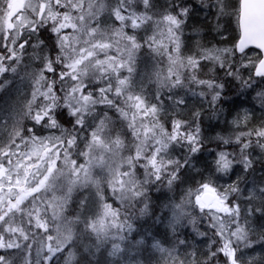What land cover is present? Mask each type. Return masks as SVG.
<instances>
[{"label": "snow or ice", "instance_id": "obj_1", "mask_svg": "<svg viewBox=\"0 0 264 264\" xmlns=\"http://www.w3.org/2000/svg\"><path fill=\"white\" fill-rule=\"evenodd\" d=\"M144 56L161 65L150 94ZM21 66L30 93L0 135V264H92L102 247L143 245L131 221L149 193L193 171L155 264H264V179L246 186L264 163V0H0V91ZM234 89L255 91L260 117L226 107Z\"/></svg>", "mask_w": 264, "mask_h": 264}, {"label": "trees", "instance_id": "obj_2", "mask_svg": "<svg viewBox=\"0 0 264 264\" xmlns=\"http://www.w3.org/2000/svg\"><path fill=\"white\" fill-rule=\"evenodd\" d=\"M161 2H163V0H161ZM234 2V0H233ZM234 26V25H233ZM50 35V34H49ZM154 67V70L151 71V76H154V73L156 70H158L161 65H159L156 60L144 56L141 57V61L138 65V75L136 77L137 79V83H143V81H148V74L145 73V69H149L150 67ZM143 73V74H142ZM148 83L150 84V86L153 87L154 83L151 81H148ZM145 86V84L143 85ZM255 96V91H252L251 89L248 90L247 93L243 94V95H237L235 89L233 90L232 94H230V98L228 100V104L226 105V107L228 105H232L233 107H235V109L237 110H242L244 108H247L251 111V109L253 107L256 108V117H260L261 116V111L259 110V106L256 103L255 100H253L252 98ZM193 103L195 102L196 98L190 97L189 98ZM6 110H3L2 112H0V135H3L4 132L6 130H10L12 124L19 119L17 113L20 109V107L16 104V103H6L5 104ZM235 114V113H234ZM27 123V122H26ZM3 126H6L3 127ZM216 133L213 132L212 135L214 136ZM222 135H227V133H221ZM216 141L210 143L208 145L209 148H215L216 145ZM229 151H231V149H228ZM217 151H219V149H217ZM253 155L255 157H260L261 153L259 151V149H256L255 152L253 153ZM207 158L208 162L211 163L213 156L209 155L207 152L204 153V156L201 157V159ZM195 164L196 168H199L201 170H203V164H201L198 161H194L193 162ZM261 164V162H257L254 165V168L256 169L254 175L252 176L253 180L255 179L257 182H259L261 179H264V170H258L259 169V165ZM192 176H195V180H188L187 183L178 186L175 191L173 192H169L166 188H161L159 191L153 189L149 195L151 197V206H152V212H150V215L144 218H140L139 220H135V222L133 220L131 221L133 223V232L131 234L130 239H134V240H138V239H143L145 241V244L143 245H139L138 246V250H141V248L145 249L144 252H141V254H139V260L142 261L144 264H149L150 261V253H148L149 251H151L153 248L151 247L152 243L154 240H159L162 242V240L160 238H158V236L156 235V227H154V225L152 223H150V221H146V220H151V217L154 216H164L167 218H171V213L170 214H166L162 209H157V207L161 204L162 202V197H167V199L171 200V201H176V202H180V200L187 194L188 190L191 189L193 191H195L196 188L199 187L198 181H200L201 177L195 174V171H193L191 173ZM208 173L205 172V176H207ZM234 179V177H233ZM231 181L225 177L221 180L216 181V185H222V184H226V183H230ZM249 188L252 187V184H250L248 186ZM95 191V189H94ZM72 206L69 207L70 211H72V215H76L77 213V205H78V201H73L72 202ZM119 205H117L118 207ZM81 219H83V216H81ZM83 227V225L81 226ZM148 232V234L146 233ZM189 235V237H191L192 233L191 230L189 233H187ZM171 240V239H170ZM163 243V242H162ZM197 246H199V238H197ZM104 251V252H102ZM111 251L110 246H105L102 247L100 249L99 252L96 253V255L94 257H92V264H135L138 260L137 258V254H134L133 252H135L134 248L132 247H128L126 248V250L122 253H118L115 256H110L108 253ZM103 253V254H102ZM160 255V254H159ZM106 257V259H105ZM110 258L107 259V258Z\"/></svg>", "mask_w": 264, "mask_h": 264}, {"label": "bare ground", "instance_id": "obj_3", "mask_svg": "<svg viewBox=\"0 0 264 264\" xmlns=\"http://www.w3.org/2000/svg\"><path fill=\"white\" fill-rule=\"evenodd\" d=\"M70 31V30H69ZM51 35L54 37V34H51V33H47V35ZM43 38V37H42ZM25 68L23 66H21V70H20V75L16 76L15 78H12V77H9V78H12L13 79V82L8 85L6 87L5 90L3 91H0V112H2L3 110H6V107H5V104L6 103H16L19 107H21L23 105V103L25 102V97L29 95L30 93V88H29V85H28V82L27 80H22L21 77L24 75V72H25ZM154 70V67H150L149 69H145V73L148 74V78L151 77V80L148 79V81H154L155 77L154 76H151V71ZM157 71V70H156ZM143 74V73H142ZM148 81H143V85L145 84V89H146V93L147 94H150L151 92H153L155 90V84L152 86H150V84L148 83ZM235 108V107H234ZM237 110V109H236ZM239 111V110H237ZM111 114V113H110ZM82 162V161H81ZM264 170V163H261L259 165V169L258 170ZM98 172V171H97ZM101 173V174H100ZM106 175L103 171L102 172H98V173H94V176H104ZM253 177L252 176H249L247 179L249 180V183L246 185L247 187L252 184L251 182L253 181L252 179ZM88 191H92L94 192V188H91L89 189ZM87 194V193H85ZM108 194H109V200L108 202L109 203H113V206L117 207L118 203L114 202V200L112 199L111 195H110V189L108 190ZM79 193L76 194V198H74L73 201H78V197H79ZM178 203L176 201H171L169 199H167V197H162V202L161 204L157 207V209H162L166 214H170L171 211H170V208L168 207L169 204L171 203ZM73 204H71L72 206ZM70 206V207H71ZM70 211V208L68 209V211L65 213L67 216H69V218H73L75 215L73 214L72 215V211ZM198 211V209H197ZM152 212V206H151V211ZM87 214H91L90 212L87 213ZM150 215V213H149ZM149 215H146L144 217H147ZM144 217H140V218H144ZM140 218H134V222L135 220H139ZM147 222L150 221V223H152L154 225V227H156L155 229V233L156 235L158 236V238H160L162 240V242H164L165 238L167 237L169 240L172 239V234H171V229L169 227V224H170V221H171V218H167V217H164L163 215L162 216H154V217H151V220H146ZM82 224L78 223L75 225V227L77 229H80L82 228L81 227ZM190 228L188 229H180V231H183V232H186V233H189L190 232ZM148 234V232H146ZM140 240V239H138ZM200 247H202L201 245H199ZM35 247V246H34ZM135 252H133L134 254H137V262H142L139 260V254H141V252H144L145 249L141 248V250H138V247L134 248ZM12 251H16V250H12ZM104 252V251H102ZM148 253H150V261H149V264H155L156 260L159 258V253H157L154 249H152L151 251H149ZM103 254V253H102ZM32 255L34 256L35 255V251L33 250V253ZM106 259V257H105ZM107 259L110 260V258L108 257ZM137 262L135 264H137ZM16 264H21V261L19 259H17L16 261ZM142 264H144L142 262Z\"/></svg>", "mask_w": 264, "mask_h": 264}, {"label": "rangeland", "instance_id": "obj_4", "mask_svg": "<svg viewBox=\"0 0 264 264\" xmlns=\"http://www.w3.org/2000/svg\"><path fill=\"white\" fill-rule=\"evenodd\" d=\"M111 115V114H110ZM104 172L105 174H107V170L106 169H103V168H101V167H99V166H94L93 168H92V173H93V175H94V173H98V172ZM101 174V173H100ZM112 203V202H111ZM115 207V206H114Z\"/></svg>", "mask_w": 264, "mask_h": 264}]
</instances>
